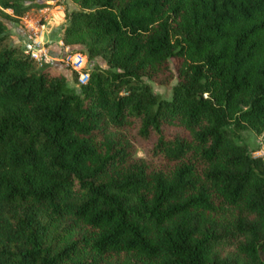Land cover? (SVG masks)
<instances>
[{
    "label": "trees",
    "instance_id": "trees-1",
    "mask_svg": "<svg viewBox=\"0 0 264 264\" xmlns=\"http://www.w3.org/2000/svg\"><path fill=\"white\" fill-rule=\"evenodd\" d=\"M72 1L57 38L107 63L78 88L7 41L43 2L0 0V264H264L234 138L264 130V0Z\"/></svg>",
    "mask_w": 264,
    "mask_h": 264
},
{
    "label": "rangeland",
    "instance_id": "rangeland-1",
    "mask_svg": "<svg viewBox=\"0 0 264 264\" xmlns=\"http://www.w3.org/2000/svg\"><path fill=\"white\" fill-rule=\"evenodd\" d=\"M40 2H43L44 4L42 7H32L17 19L3 17L9 32L7 41L8 43L23 49V42L27 35L28 22L31 21L35 24V22L38 23L43 21L44 17L46 30L43 37L45 39L51 38L53 41L52 47L55 48H52L53 50H50V52L53 56L57 57V59L54 60L52 64H48V66L53 73H61L65 75L69 85L78 88L79 79L76 76L78 73L73 66L78 69L80 66H83L80 68V71L87 72L98 66L106 67V60L102 55H97L89 59L85 53V46L83 44H71L67 49L60 47L59 45L54 46L56 38L62 31L59 26L66 23L64 10L77 8L78 4L72 0H40ZM5 11L8 13L12 12L11 9H5ZM73 53L81 54V61L79 63L74 61L75 57L74 55L72 57ZM69 54L71 56H69ZM35 65L36 67L42 66V64L38 62H36ZM144 80L149 81L153 90L165 98L171 96L172 86L176 82L175 78L165 83L148 80L146 77H144ZM234 138L237 142L245 143L254 155H257L258 152L264 148V130L261 133H257L250 128L235 130ZM136 154L144 155L145 153L143 149L138 146Z\"/></svg>",
    "mask_w": 264,
    "mask_h": 264
},
{
    "label": "built area",
    "instance_id": "built-area-1",
    "mask_svg": "<svg viewBox=\"0 0 264 264\" xmlns=\"http://www.w3.org/2000/svg\"><path fill=\"white\" fill-rule=\"evenodd\" d=\"M44 17H43V21L38 22L35 24L31 21H29L28 19V28H27V35L24 39L23 42V51L26 55H28L30 58L34 59L36 62L40 63V64H52L54 60L57 59V57L53 56L50 52V50L52 51V40L51 38H44V32L46 30L45 26L46 24L44 23ZM60 46V47H64L65 49H67L70 44H66L63 42V40L61 38H56L55 40V44L54 46ZM74 55V61L79 63L81 61V54L80 53H73L72 57ZM76 55V56H75ZM69 56H71L69 54ZM80 57V58H79ZM74 69L77 71L78 75L77 78L79 79V83H84L87 81L88 79V71H80V68H82L83 66H80L79 69L75 66H73ZM254 155V154H253ZM255 156H260L263 159V163H264V148L261 149L257 155Z\"/></svg>",
    "mask_w": 264,
    "mask_h": 264
}]
</instances>
